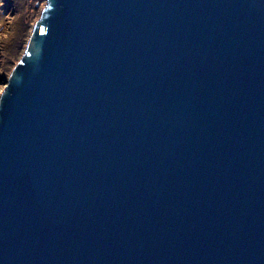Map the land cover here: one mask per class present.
<instances>
[{
	"label": "water",
	"instance_id": "1",
	"mask_svg": "<svg viewBox=\"0 0 264 264\" xmlns=\"http://www.w3.org/2000/svg\"><path fill=\"white\" fill-rule=\"evenodd\" d=\"M0 264H264V0H46L0 95Z\"/></svg>",
	"mask_w": 264,
	"mask_h": 264
},
{
	"label": "trees",
	"instance_id": "2",
	"mask_svg": "<svg viewBox=\"0 0 264 264\" xmlns=\"http://www.w3.org/2000/svg\"><path fill=\"white\" fill-rule=\"evenodd\" d=\"M6 2L13 9L7 22L8 36L5 41L0 42V48L7 59H17L25 51L31 29L39 18L42 5L46 0H6Z\"/></svg>",
	"mask_w": 264,
	"mask_h": 264
},
{
	"label": "rangeland",
	"instance_id": "3",
	"mask_svg": "<svg viewBox=\"0 0 264 264\" xmlns=\"http://www.w3.org/2000/svg\"><path fill=\"white\" fill-rule=\"evenodd\" d=\"M45 4H46V2L43 3L41 11L44 8ZM12 9H13L12 6L8 5L6 0H0V42L2 40L5 41V38L8 36V31H7L8 25H7V22L9 20V18L11 17ZM36 21L34 22V24L36 23ZM26 45H25V47H26ZM23 54H24V52L17 59H13V58L7 59L6 57H4L5 56L4 52L0 48V95L3 93V91H4L5 87H6V82H7V79L9 77L12 69L20 61V59L22 58ZM10 61H11V63H10ZM2 63H3V65H2ZM4 78H6V79H4Z\"/></svg>",
	"mask_w": 264,
	"mask_h": 264
}]
</instances>
